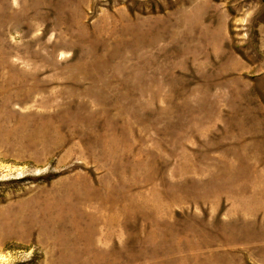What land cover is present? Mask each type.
I'll use <instances>...</instances> for the list:
<instances>
[{
    "label": "rangeland",
    "instance_id": "1",
    "mask_svg": "<svg viewBox=\"0 0 264 264\" xmlns=\"http://www.w3.org/2000/svg\"><path fill=\"white\" fill-rule=\"evenodd\" d=\"M0 264H264V0H0Z\"/></svg>",
    "mask_w": 264,
    "mask_h": 264
}]
</instances>
